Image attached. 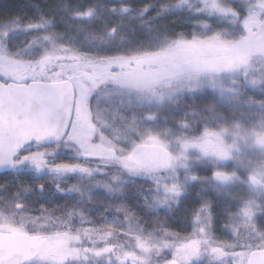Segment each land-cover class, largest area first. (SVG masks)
I'll return each instance as SVG.
<instances>
[{
	"label": "snow or ice",
	"instance_id": "6c2138e0",
	"mask_svg": "<svg viewBox=\"0 0 264 264\" xmlns=\"http://www.w3.org/2000/svg\"><path fill=\"white\" fill-rule=\"evenodd\" d=\"M200 2L189 31L153 36L150 30L146 40L126 47L111 43L118 39L116 26L101 37L105 47L89 42L73 48L57 43V34L45 30L48 21L12 16L0 25V59L17 47L15 41L29 37L27 47L40 49L31 68L40 70L37 76L44 87L51 90L59 78L78 90L71 107L45 102L46 126L37 137L38 145L54 141L57 150L61 145L70 148L76 162H50L48 157L56 153L45 150L35 158L21 153L17 165L27 161L38 175L45 170L56 177L86 175L94 180L89 191L102 188L123 197L111 206L123 215L120 224L107 217L98 222L74 204L56 215L60 205L50 208L37 202L30 223L39 224V235L64 236L66 254L49 260L38 253L30 264H264V71L256 67L264 61V0ZM91 15L90 9L77 13L79 18ZM216 18L231 30L214 26ZM193 50L232 55L210 59ZM249 50L256 53L254 58ZM148 59L156 75L145 77L133 70ZM57 61L61 72L48 76L47 69ZM224 75L230 78L227 85ZM184 95L194 101L201 96L203 102L173 118L174 127L166 120L161 129L157 112H140L146 104L161 106ZM243 95L247 99L241 101ZM81 114L91 122L86 135L81 133ZM89 159L97 166L79 162ZM209 167L210 174H202ZM137 181L146 182L147 190ZM128 183L137 189L143 208L151 211L150 230L124 195ZM36 187L45 190L43 182ZM193 187L198 188L196 202L185 217L190 231L176 230L169 214L161 218L159 209L180 208ZM209 188L215 198L207 195ZM56 189L64 193L59 184ZM73 190L79 192L75 185ZM221 197L229 203L222 210L227 219L218 223ZM10 203L23 213L22 200ZM11 223L0 214V224Z\"/></svg>",
	"mask_w": 264,
	"mask_h": 264
},
{
	"label": "trees",
	"instance_id": "16d2710c",
	"mask_svg": "<svg viewBox=\"0 0 264 264\" xmlns=\"http://www.w3.org/2000/svg\"><path fill=\"white\" fill-rule=\"evenodd\" d=\"M200 0H187V3H181V0H0V25L8 22L12 16H19L21 20L31 18L35 21L43 22L45 30L57 34V43H62L66 47L79 48L81 45H87L92 42L95 45H100L101 48L105 45L101 41V37L116 26L118 29V39L112 41L113 46H129L136 45L146 40L150 34L165 35L178 32H187L191 28V21L197 18L196 10L201 7ZM224 4L227 0H220ZM115 8V11L112 9ZM127 8L125 12L122 9ZM92 10L91 17L79 18L77 13L85 10ZM146 13V14H145ZM217 28H223L230 31L232 26L227 22H223L220 18H216L215 24ZM29 37H22L21 40L15 41L17 45L6 58L12 61L22 63L26 68L32 64L36 59L38 48H28L27 41ZM19 53L18 55L16 53ZM60 61L54 63L47 69V75L53 76L55 73H60L61 68L58 66ZM259 69L260 65H258ZM38 70V69H37ZM26 75L20 76L17 80L9 79L2 80L4 83H24L28 84L31 81L42 80L37 76L28 75V71L24 72ZM33 73V72H30ZM49 73V74H48ZM23 78V79H22ZM64 79H55L59 81ZM203 102V97L197 96L195 101L190 95L181 97H173L166 99L163 105L157 106L153 104L149 106L146 104L140 112L151 110L158 113L157 125L163 129L165 121L167 120L168 127H174L172 120L179 117L184 111H191L190 105L199 108ZM101 107L105 106V101H100ZM106 115V113H105ZM63 145L56 149V145L39 146L38 144H31L20 153H27L28 155L38 154L41 151L55 152V156H49L50 162H76L77 158L72 150L62 148ZM21 159L20 157L17 161ZM16 161V162H17ZM82 164L88 167H96L95 160H81ZM17 164V163H16ZM17 167V166H16ZM21 167V168H20ZM18 166L10 173L0 174V214L4 213L10 216H23L32 218L33 209L38 207V203L47 204L50 208L57 205L61 207L56 215H60L65 208L71 207L73 204L82 213L88 217L100 221L101 217H107L109 221L119 223L122 221L123 215L115 213L112 205L119 202L123 197L119 193H108L102 188H96L89 191L94 184V180L88 176L68 175L65 177H56L50 175L47 170L40 173L36 169H30L29 163L26 161L22 166ZM210 170L202 174H208ZM112 174H117L114 170ZM107 179V177H104ZM38 182H43L45 190L40 192L36 185ZM138 184H143L144 189L147 190V183L144 181H137ZM59 184L64 189L63 194H59L56 185ZM75 185L79 192L73 190L69 191ZM113 187H116L114 184ZM136 188L128 183L125 186L124 195L132 202L133 208L141 215L146 227L150 230L153 220L150 210H145L142 203L136 198ZM192 195L186 196L180 208L172 205L171 209L161 208V218L167 212L169 214V223L174 229L180 231H190V225L187 224L185 217L188 215L187 209H190L195 204V193L198 188L191 189ZM207 195H210L207 193ZM19 198L23 201L25 207L23 213H17L12 207L11 201ZM223 213L222 208H217L218 223L222 222ZM37 224L29 225V232L32 235H39ZM55 227V225H51ZM36 229L37 232H33ZM217 234H221L218 228ZM30 264V263H28Z\"/></svg>",
	"mask_w": 264,
	"mask_h": 264
},
{
	"label": "water",
	"instance_id": "95a60500",
	"mask_svg": "<svg viewBox=\"0 0 264 264\" xmlns=\"http://www.w3.org/2000/svg\"><path fill=\"white\" fill-rule=\"evenodd\" d=\"M75 89L67 80L54 81L51 90L44 81L4 83L0 80V174L10 173L16 167L20 151L37 144L46 126V101L71 107ZM55 142L40 146H52ZM45 239L19 231L0 232V264H28L44 251Z\"/></svg>",
	"mask_w": 264,
	"mask_h": 264
},
{
	"label": "rangeland",
	"instance_id": "374dc122",
	"mask_svg": "<svg viewBox=\"0 0 264 264\" xmlns=\"http://www.w3.org/2000/svg\"><path fill=\"white\" fill-rule=\"evenodd\" d=\"M199 3L201 5L200 1H199ZM220 3L222 5H225L221 1H220ZM193 54H195L197 56H205V57H208L210 59L217 56V55H220V56L227 59V58H230L232 55L231 53H227V52L215 53V52H207V51H200V50H193ZM248 55H249V57L254 58L256 53L249 50ZM258 65H260V68L262 67L263 70L262 69L260 70L258 68L259 67ZM256 67H257V70L264 71V61H261L260 63H258L256 65ZM133 70L138 72V74L143 75L145 77H151V76H154L157 74V70H156V67L154 65V62L150 59L143 61L141 64V67L139 69H133ZM27 71H28L29 76H30V74L32 76H37V72H39L40 70L39 69L33 70L31 68V65L26 68L22 63L17 62V61H12L6 57L0 59V79L7 80L9 78V79L17 80L20 76H22L24 74L26 75V73H24V72H27ZM30 72H33V73H30ZM6 77H8V78H6ZM222 78H223L225 85H227L229 83L230 78L227 75H224ZM76 95H78V90H76ZM255 95L258 97L260 94H259V92H257ZM246 99H247V95L241 96V101H244ZM241 106H243V105H241ZM225 107H231V106L226 105ZM257 111H258V109H257ZM79 119H80L81 133L86 135L88 128L90 127L91 122L83 114H81ZM62 148H65V147L63 146ZM69 150H71V149L69 148ZM37 155L38 154H32L31 153L29 155V157L35 158V157H37ZM18 166L20 167L22 165H17V167ZM30 169H35V167L31 166ZM209 170H210V167H209ZM208 174H210V173H208ZM232 191L235 192L237 190L235 188H233ZM208 193L215 198V194H214L212 188H209ZM219 199H220V208H222V210H223V207L229 203L228 198L227 197H221ZM1 214L4 217L10 218L12 221L11 224H0V231L1 232L2 231L12 232L13 230H16V231H20L22 233H27L29 235H32L29 232H27L29 230L28 226L31 225V223H30L31 218H27V217H25V215H23V216H10V215H6L4 213H1ZM223 218L227 219V217H224V216H223ZM120 222L121 221H119V223H117V224H120ZM25 226H26L27 230H25ZM49 227L52 228V226H50V225H49ZM35 228L40 230L39 224H37L35 226ZM38 236L44 237L46 239V243H45V247H44L45 249L42 252V254L40 255V258H45V259H49V260H59L60 258H62L66 254V247H65L66 238L64 236H61L59 234H52L49 237H45L42 235H38ZM123 239L124 238L121 237V241H123Z\"/></svg>",
	"mask_w": 264,
	"mask_h": 264
}]
</instances>
